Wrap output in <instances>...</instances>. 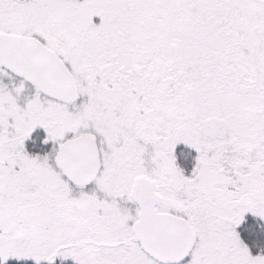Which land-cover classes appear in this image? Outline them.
<instances>
[{
    "label": "snow or ice",
    "instance_id": "1",
    "mask_svg": "<svg viewBox=\"0 0 264 264\" xmlns=\"http://www.w3.org/2000/svg\"><path fill=\"white\" fill-rule=\"evenodd\" d=\"M0 264H264V0H0Z\"/></svg>",
    "mask_w": 264,
    "mask_h": 264
}]
</instances>
